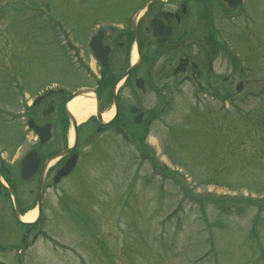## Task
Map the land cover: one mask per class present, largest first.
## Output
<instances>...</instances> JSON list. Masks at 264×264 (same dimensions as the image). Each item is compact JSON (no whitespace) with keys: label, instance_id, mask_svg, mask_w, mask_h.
<instances>
[{"label":"rangeland","instance_id":"374dc122","mask_svg":"<svg viewBox=\"0 0 264 264\" xmlns=\"http://www.w3.org/2000/svg\"><path fill=\"white\" fill-rule=\"evenodd\" d=\"M136 3L0 0V109H18L50 81L75 89L86 85L84 77L63 71L73 72L74 62L52 63L43 71L45 41L60 38L55 24L66 33L61 39L68 40L69 31V38L82 42L93 22L122 23ZM246 3L254 23L241 18L219 28L240 60H248V89L221 104L211 93L176 97L144 137L147 157L157 165L139 158L121 137L106 133L92 144L82 139L84 168L64 184L76 203L62 222L47 223L48 239H40L23 264H189L195 258L211 260L204 264L216 258V264H264V0ZM12 10L25 19L11 17ZM46 25L57 31L34 40ZM21 137L18 124L0 116V146L10 150L11 138ZM81 180L85 185L79 187ZM11 257L0 260L12 264Z\"/></svg>","mask_w":264,"mask_h":264},{"label":"flooded vegetation","instance_id":"af4514ba","mask_svg":"<svg viewBox=\"0 0 264 264\" xmlns=\"http://www.w3.org/2000/svg\"><path fill=\"white\" fill-rule=\"evenodd\" d=\"M134 1L137 3L122 23L95 24L91 43L68 42L62 55L55 58L74 62L77 68L66 74L79 80L84 77L86 85L76 89L59 83L45 85L40 102L26 101L17 112L2 110V115L15 118L22 131L15 145L4 150L6 157L4 148L0 149V253L14 255L15 264H23L26 253L44 239L48 221L62 218L64 203L71 201L64 184L73 182L83 161L78 151L81 140L92 144L99 136L84 135L87 126H80L74 150L63 155L70 147L68 106L73 93L81 88L92 91L100 111L88 122L95 131L105 127L104 133L114 132L130 143H141L182 92L223 95L233 90L241 93L250 85L248 60H240L219 28L221 23L233 26L246 17L252 22L245 10L246 0L240 6H235L236 0ZM224 63L228 77L220 70ZM234 80L240 82L234 86ZM111 111L112 118L103 124ZM48 125L51 136L42 143L40 132L32 128ZM43 135L47 138L46 131ZM76 152L80 156L77 166L57 182L58 174ZM39 204L37 221H24L29 209Z\"/></svg>","mask_w":264,"mask_h":264},{"label":"bare ground","instance_id":"6f19581e","mask_svg":"<svg viewBox=\"0 0 264 264\" xmlns=\"http://www.w3.org/2000/svg\"><path fill=\"white\" fill-rule=\"evenodd\" d=\"M70 109L77 117L78 122L81 123L86 121L91 115L95 113V103L91 99H84L82 101L75 100L70 103ZM111 116H112V112L107 114L105 118L109 119L111 118ZM35 217H36V212L33 211L27 214V216L24 219L25 221H33Z\"/></svg>","mask_w":264,"mask_h":264},{"label":"water","instance_id":"95a60500","mask_svg":"<svg viewBox=\"0 0 264 264\" xmlns=\"http://www.w3.org/2000/svg\"><path fill=\"white\" fill-rule=\"evenodd\" d=\"M74 165H75V161H73L70 165H67L64 169H66L65 172H63V174H60V176L62 175H67L71 170L72 168H74Z\"/></svg>","mask_w":264,"mask_h":264},{"label":"trees","instance_id":"16d2710c","mask_svg":"<svg viewBox=\"0 0 264 264\" xmlns=\"http://www.w3.org/2000/svg\"><path fill=\"white\" fill-rule=\"evenodd\" d=\"M142 148L144 149V151H145V148H144V144H142ZM256 238H259V236H258V234H256ZM262 254L264 255V248H263V250H262ZM216 262H218V259L216 260Z\"/></svg>","mask_w":264,"mask_h":264}]
</instances>
